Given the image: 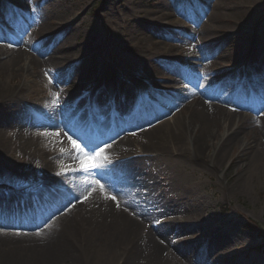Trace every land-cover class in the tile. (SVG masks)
<instances>
[{"label": "rangeland", "instance_id": "rangeland-1", "mask_svg": "<svg viewBox=\"0 0 264 264\" xmlns=\"http://www.w3.org/2000/svg\"><path fill=\"white\" fill-rule=\"evenodd\" d=\"M7 1L15 9L17 7L26 14H31L30 21L24 26V30L28 31L20 32L13 20L15 18L11 16L6 4L0 0V22L5 23L9 34L16 36L18 33V37L20 34L22 38L20 42L23 43L24 50L16 67L12 68L5 64L11 58L0 61V128H4L7 135L13 138L19 134L20 128L30 127L25 121L30 119L26 116L30 106L37 104L42 106V110L49 111L55 101L57 108L62 98L72 96L74 102L76 97L72 93L82 94L84 84L90 85L97 72L107 71H97V67L115 68L111 71L122 73L130 72L132 69L148 72V62L137 53L135 46L138 42H144L143 36L163 40L168 44L171 42L167 38L160 37L159 32L149 30L150 27L142 23L146 21L155 24L159 20L157 12L162 9H169L170 26L189 34L193 33L195 36L193 39H187V43L177 42L182 48V53L173 47L176 55L172 56L189 55L200 59L194 67H187L190 71L197 72L199 68H204L208 73L219 71V76L222 72L228 75L231 70L234 71L238 62H246L243 59L245 53L252 49L253 52L264 49V0H203L201 4L198 2L189 7L196 15V21L184 14L183 2L176 5L175 0ZM229 8L232 12L231 16L239 18L238 23L243 28L235 27L230 30L228 24L221 19L224 16L219 15L230 11ZM69 23L72 25L68 26ZM51 30L68 32L54 44V46L65 44V48L53 50L47 59L43 56L37 57L38 52L33 49L39 40V35ZM231 32L236 34H229ZM56 38L57 36L52 40ZM209 42L214 45L207 48L208 55L205 56L201 46ZM169 45L172 47V44ZM45 46L46 44L42 47ZM242 48L243 51L240 53ZM188 66H191V62ZM176 68L170 63L162 64L161 70L165 75L163 81L170 71L173 72ZM162 82L160 80L156 83ZM236 82L232 88H226L227 91H222L213 97L209 96V99H202L205 103L203 113L209 112L210 106L228 113V109L232 107L230 99L236 96L233 93ZM206 84L208 86V81L203 80L201 85L205 90H207ZM18 86L24 89L25 94L23 101L16 103L14 99L8 98ZM256 90L262 93L264 83L259 84ZM158 92L159 90L154 93ZM261 93L259 96L264 102V92L262 96ZM220 99L225 100L228 107L224 102L219 105ZM236 102L237 98H234V103ZM183 114L188 115L185 110ZM246 116L248 114L239 113L238 116L232 117L237 120ZM225 124L223 122V127L218 128L214 134L204 128L205 125L188 130L192 133L184 139L186 145L181 149L197 151L201 153L199 158L182 155L180 150L172 149L171 159L163 161L165 163L154 164L155 170L143 169V173L161 177L164 185L171 183L166 198L175 199L173 206H165L162 209L159 205L161 200H156L157 192L150 194L148 188L141 186V176L132 172L131 177L128 176L123 171L125 164L116 161L117 166L103 172L104 174L99 178L95 176V172L91 173L93 176L89 179L87 187L74 201L75 208H80L79 214L89 215L92 212L87 199L99 195L105 199L108 208L110 206L113 212H117L114 206L119 204L127 206L133 212L136 210L144 212V223L157 221L156 224H159V219L178 214L177 218L172 220L174 223L171 224L176 226L171 229L173 230L171 234L163 235L161 238L153 230L149 233L144 232V228L140 226L139 233L142 238H138V242H134V245L131 243L130 250L127 251L130 241L125 238L123 240L115 238L114 241L107 236V230H93L97 233L95 236L84 238L85 236L79 234V230L83 232L85 229L75 227L73 231L69 228L70 232H67L68 230L57 228L59 232L56 233L59 235L55 240L67 246L70 241L74 243L79 240L80 235L81 239L84 238L81 250L79 245H72L71 252L62 256L57 261L58 264H165L166 262L183 264V260L188 264H264V251H255L254 248L248 253L242 251L249 246L248 242L258 240L256 231L243 228L245 220H251L264 229V151L260 150L261 146L264 147V142L260 141L264 136V116L254 122L244 120L241 125L243 127L239 128L235 135L233 133L237 129L230 128L225 138L219 140L225 133ZM4 129L1 132H4ZM19 152L16 149L10 155L4 153L0 156L4 162L1 166L14 164L18 167L19 164H23L20 162L24 161L23 156ZM143 152L146 154L140 153V149L135 148L127 158L132 160L138 155H145V158L153 155L159 157L157 154L161 150L157 149L150 154ZM123 156L125 154L121 155ZM41 173L47 171L42 169ZM7 175L10 173L3 172L0 177ZM60 175L62 185L65 182L70 188L77 179L82 178V175L75 170L67 172L66 169L61 171ZM151 182L153 183V180ZM4 186L0 185V188ZM5 193H7L5 190L0 192V194ZM129 197L133 200L124 202ZM219 206L228 208L227 215L220 214V210H217ZM73 212L74 210L72 214ZM229 224L231 226H228ZM220 227L221 230H218ZM216 230L219 231L218 236L225 241L224 246L207 252L205 246L200 245V242L197 243L196 239L204 238ZM40 235V231L26 233L19 237V241H29L32 244L17 246L21 249L33 246L35 239L41 238ZM148 238L158 245L157 256L151 255L143 246ZM178 246L180 249L188 246L194 253L204 252L206 259L187 257L185 252L179 251ZM5 253L8 257L0 256V264H50L46 258L37 259L41 256L39 252L32 254L35 258L28 257L26 255L28 252L18 249ZM228 254H232L230 260L226 257Z\"/></svg>", "mask_w": 264, "mask_h": 264}, {"label": "bare ground", "instance_id": "bare-ground-1", "mask_svg": "<svg viewBox=\"0 0 264 264\" xmlns=\"http://www.w3.org/2000/svg\"><path fill=\"white\" fill-rule=\"evenodd\" d=\"M189 2H194V0H188ZM245 7V6H240ZM239 7V8H240ZM230 11H225L219 16H224L223 19L227 24L228 28L230 30H233L235 27L243 28V26L238 23L239 18L232 17L231 9ZM159 17L157 22L155 23V27H150L149 30H152L153 32H158L159 30H166V34L170 37H181L183 34L177 32L176 30L172 29L170 26V20L171 15L169 13V9H162L159 12ZM244 13V12H242ZM16 18V16H15ZM28 18L23 15V17H19V21L21 22H27ZM70 24V23H69ZM151 24V23H148ZM72 24L68 25L71 26ZM152 26V25H151ZM71 30H69L70 32ZM68 32H64V35ZM60 34V30H51L49 32H43L39 35V40L37 41L38 46V52L39 56H43V58L47 59V56L45 55L46 48H43L42 46L51 38L57 36ZM4 36V33L0 30V37L2 38ZM52 40V39H51ZM49 40V42L51 41ZM142 40L146 42H138L135 46V49L137 53L142 57L145 58V60L148 62V72L142 69H135L130 72H114L111 71V69L107 70L105 73H100L97 75V80L105 81L106 83L111 84V87H109L107 84L106 88L112 89V91H117V85L114 84V82H120V88L123 90V94L119 96L125 97L123 99H119L116 103V110L113 111H119V113L124 114V108L127 106L129 99H130V87L135 86L136 91L133 92V94L136 95H147V93L150 91V86L152 84H156L162 87H168L167 85H161L156 83L157 81H160L162 77L165 75L162 73L161 70V63L164 57H170L172 55H176L173 52V46L171 47L168 43L164 42L163 40H154L147 36H143ZM48 42V43H49ZM9 43L12 44L11 41ZM213 46V43H207L203 47L204 53L207 51V46ZM65 44H58L55 46L54 50L57 49H64ZM1 51V50H0ZM243 48L241 49L240 53H242ZM2 52V51H1ZM3 53L0 54V57ZM21 53H15L11 55V60L9 62H5L10 67H16L19 64V59L21 58ZM246 60V63L251 68V71L256 72L260 71L261 64L264 63V49L261 48L260 50H257L253 52V49L249 52L245 53L244 58ZM244 60V61H245ZM2 61V60H0ZM243 62V61H241ZM240 62V64H242ZM238 63V65H240ZM155 75V77L153 76ZM250 73H246L244 78L249 76ZM205 76H208L206 81L210 82V86L214 87L215 85H218L219 87H223L226 84H228V81L234 76L230 75L227 77L224 81V75L218 77V74H214L211 76V74L205 72ZM125 79V80H124ZM244 80V79H243ZM217 87V88H219ZM96 96H98L97 101L93 105V110L96 111L97 107L100 105V103H103L104 98L106 97L105 92H107V89L102 90L101 93L98 92L97 88L91 89ZM11 96L8 99H14L17 102H21L24 99V89L20 88L18 86L16 89H14L11 93ZM161 100L166 101L163 97H161ZM84 103V99L81 98L80 95H77L74 99L72 96L67 98L63 104L64 107L61 109V114L56 115L52 114L50 115L49 121L56 127L51 128L49 130V133L47 135L46 140L38 137L33 136L31 133V130L29 127L26 128H20L21 131H19V134L15 136L14 138L7 135V132L4 128H0V156H3V154L7 153L10 155L11 153H14L16 149H18L23 156L24 161L23 164H19L17 167L16 165L12 164L9 166L2 167L1 165L4 164L3 159H0V172L1 174L3 172H8L10 175L3 176V178L0 177V185H5L3 188H0V192L4 189H16L19 193H24L25 189H31V187L36 182H41L43 185H46L50 194H61V190L59 188L61 184V177L57 173H59L60 168L57 165V161H55V155L58 154V151L56 149H65L66 147V141L63 136V132H66L67 130H70V132L80 135V128L83 123V114L87 113V109L82 110H75V114L73 117H75L76 125L73 127H70L69 121H67L68 116L72 113L73 107H80ZM166 104L170 106V102L166 101ZM199 111L191 110L190 108L187 110H190L188 115L185 114H176L173 115L168 121L166 122H156L155 126H153L151 129L149 128L147 132L144 133L142 136V139L139 143H132L129 139L119 136L116 140L108 141L105 145L106 148V154L105 157H107L106 161L111 158L117 157L122 163L126 165V169L130 172H133L139 176H141V186L146 187L150 190V192H157L156 194V200L160 199L161 202L159 205H161V208L163 209L165 206H173L174 202L171 200V198H166L167 191L166 188L170 189L171 183L169 182L167 185H162L161 181L159 180L158 175H149V173H143L144 168H151L153 169L155 165L165 163L163 161L171 159L172 149L180 150L182 155H188L190 157L199 158L201 153L197 151H183L181 147H184L186 145L184 139L189 136L192 132L188 130H192L195 127H205L212 131L214 134L215 131H218V128L223 127V120L226 119L228 122L226 126H224L225 133L224 135L219 139L223 140L226 136L227 130L230 128L237 129L233 135H235L239 131V127L236 123L231 121V117L226 115L225 112H223L221 109L211 107L209 108V112L203 113L204 109H202V101H199L197 103ZM204 108V106H203ZM110 110V108L108 109ZM164 110L160 109H154L149 107L148 105L146 107H139L137 112L129 119L127 120V123L130 125H140L144 122H148L149 120L155 118L156 116H160L164 113ZM41 106L40 105H33L30 106V112L28 116H32L30 119L25 120L29 125L32 124V122L35 120L37 121L38 117L37 115L41 114ZM158 123V124H157ZM25 124V123H24ZM128 127V125L124 124ZM5 130L4 132H1L2 130ZM23 129V130H22ZM212 134V135H213ZM114 134H110L108 138H111ZM128 137V136H127ZM136 141V140H135ZM260 141L264 142V136ZM226 141L224 142L225 145ZM140 149V153L146 154L143 151H146L148 154L154 152L155 150L159 149L161 150L160 153L156 155H153L151 158H142L136 157L133 158V160H127V157L129 156L130 152L133 149ZM27 150H33L26 152ZM142 150V152H141ZM260 150L264 151V147H260ZM125 154V156L121 157V155ZM181 155V156H182ZM38 160V161H37ZM64 160L66 161L64 163L65 166L70 167L71 164L81 165L82 159L79 158L75 153H73L70 157H65ZM105 161V162H106ZM36 162H39V164H35ZM34 168V169H33ZM42 169L47 171V173H41ZM155 170V168H154ZM103 175V174H102ZM101 175V176H102ZM131 173L128 174V176L131 177ZM87 176H84L86 178ZM153 180V183L151 182ZM71 195L67 196L69 198ZM10 197L7 196L5 200L9 199ZM88 205L91 206V212L89 215L79 214V209L77 208L76 211L73 212V210H70L66 214H57V216H53L51 219H49L48 225L45 227L44 230L40 232V239H35L33 246H26L24 249H21L17 245H28L32 244V242L29 241H19V236L9 235V234H3L0 233V251L5 252H12L21 250L22 252H28L26 254L28 257H33L32 254L39 252L41 253V256H38L37 259L43 260L46 258L50 264H58V260L62 258V256L67 255L71 252V246L72 245H79V248L81 250L82 240L86 237H93L97 233L93 230L97 229H103L107 230V236L111 237L114 241L115 238H119L118 240H123L124 238L127 239L129 242V245L127 246V251L130 249L131 243L134 245V242H138V238H142L140 231V225L136 223V221H132L131 219L127 218L122 213L113 212L114 210H110V206L108 208V205L101 196L96 195L92 196L87 199ZM129 200H133L131 197L128 199H125L124 202H129ZM1 201V200H0ZM57 201L60 202L59 198H57ZM78 207V206H76ZM96 207V208H95ZM139 214H141L138 210H136ZM59 215V216H58ZM142 215V214H141ZM143 216V215H142ZM75 224V225H74ZM74 225V226H73ZM63 226V228H62ZM77 228L85 229L87 233L85 234V230L83 232H80L82 236H85L81 239V235L79 240L69 243V245L62 244L60 242H57L55 238L59 235V230L57 228H60L61 230H68L73 231ZM169 228V229H168ZM173 229L171 225H166L163 229H160L159 236L162 238L163 235H169L173 232ZM69 230L67 232H70ZM66 232V233H67ZM55 234V235H53ZM62 236V235H61ZM19 238V239H18ZM99 238V237H95ZM58 239V237H57ZM206 242V241H204ZM142 243V242H141ZM202 243V242H201ZM225 241L222 240L220 236L208 238L206 244L208 252L215 251V249L220 248L221 246H224ZM49 246V247H48ZM57 246V247H56ZM143 246L147 251L150 252L151 255L157 256V253L159 252L158 245L155 244L150 238L148 240L144 241ZM48 247V248H46ZM56 247V248H55ZM180 249V246H178ZM191 247V246H189ZM187 247H184L183 249H180L179 251L181 253L185 252V256H191L194 252H189ZM5 252H0V256L8 257ZM25 254V253H24ZM230 260V257L227 258ZM36 260V259H35ZM226 258L224 259V261ZM222 262V260H221ZM165 264H168L167 262Z\"/></svg>", "mask_w": 264, "mask_h": 264}, {"label": "snow or ice", "instance_id": "snow-or-ice-1", "mask_svg": "<svg viewBox=\"0 0 264 264\" xmlns=\"http://www.w3.org/2000/svg\"><path fill=\"white\" fill-rule=\"evenodd\" d=\"M71 140V138H69ZM74 148L77 150L79 156L88 157L89 153L85 151L84 147H81L79 144H77L74 140L71 141ZM104 149L101 148L100 151L94 152V154L91 157L90 163H85L82 167V170L85 172H88L90 169L95 168H102L104 166V162L106 161L107 157L103 156ZM58 175L60 173H57Z\"/></svg>", "mask_w": 264, "mask_h": 264}]
</instances>
